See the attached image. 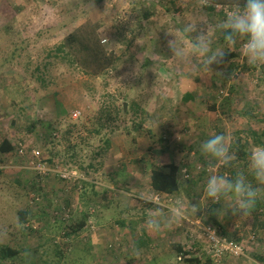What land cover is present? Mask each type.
Returning <instances> with one entry per match:
<instances>
[{"label":"rangeland","instance_id":"374dc122","mask_svg":"<svg viewBox=\"0 0 264 264\" xmlns=\"http://www.w3.org/2000/svg\"><path fill=\"white\" fill-rule=\"evenodd\" d=\"M229 6L200 9L196 0H0V143L7 139L13 146L0 153V243L18 247L33 264H186L178 246L214 264H248L246 257L262 264L255 257L264 259V197L250 216L228 211L221 217L216 210L225 202L203 199V186L210 175L247 171L250 151L264 145V66H250L237 45L235 58L213 64L212 72L197 71L171 60L167 47V31L177 32L192 18L207 28ZM86 20L98 24L101 44L116 57L113 69L94 78L62 65L46 70L43 49ZM222 44L217 34L213 47ZM16 45L15 58L3 62ZM112 98L126 103L123 128L98 153L102 144L94 130L105 122L96 113ZM213 134L224 135L230 145L239 139L245 155L210 169L199 146ZM19 144L24 155L15 151ZM32 149L52 170L46 176L33 167ZM170 162L180 167V189L156 194L151 168ZM60 168L75 170L79 182L61 179ZM248 180L257 186L251 175ZM174 205H183L188 219L164 227ZM21 209L29 212V230L17 223ZM149 215L160 216V231L147 230ZM84 217L85 227L71 231ZM207 224L240 243L242 255L213 257L203 234ZM57 244L61 258L54 253Z\"/></svg>","mask_w":264,"mask_h":264},{"label":"clouds","instance_id":"9594fccd","mask_svg":"<svg viewBox=\"0 0 264 264\" xmlns=\"http://www.w3.org/2000/svg\"><path fill=\"white\" fill-rule=\"evenodd\" d=\"M200 9L211 6L212 0H196ZM223 38V44L213 47V38ZM171 39L167 47L171 52V60L179 63H188L197 71L212 72L213 64L220 65L227 52L240 46L241 55L253 67L264 66V0H231L229 9L222 18H217L214 24L207 28L200 26L192 18L185 22L177 32H166ZM198 61V64H193ZM219 74V73H218ZM200 154L206 159L209 168L219 169L229 166L237 159L236 153L222 134H213L199 146ZM187 172V169L184 170ZM254 179L255 184L248 180ZM264 197V145L255 146L248 155L247 171H237L234 176L214 174L207 178L203 186V199L214 204L221 203L224 207L216 210L221 217L230 211L233 216L247 217L251 215L258 198ZM148 204L158 205L157 200L150 196L137 197ZM194 213L196 205L191 206ZM186 208L183 205L171 206L165 219L164 227L179 225L188 219ZM146 228L151 232L161 230L160 216L149 215L146 219ZM248 264H258L251 257H246Z\"/></svg>","mask_w":264,"mask_h":264},{"label":"trees","instance_id":"16d2710c","mask_svg":"<svg viewBox=\"0 0 264 264\" xmlns=\"http://www.w3.org/2000/svg\"><path fill=\"white\" fill-rule=\"evenodd\" d=\"M102 0H94L97 4ZM212 3L221 5H230L231 0H212ZM213 8V7H211ZM40 35L41 32H38ZM223 43V38L221 37ZM20 47L16 45L11 49L9 56L3 57V62L13 60L14 54ZM237 48V47H236ZM25 50L26 48L21 47ZM45 62L43 67L49 70L53 66H65L68 70H77L82 72L87 77H104L114 67L116 57L114 54L107 52L104 45L101 44L100 35L98 33V24L92 20H86L71 31L66 33L59 41L52 46L44 48ZM238 54L236 49L231 52H227L224 56V61L235 58ZM38 68V65H36ZM36 79L41 81V77L36 74ZM185 99L190 96L184 97ZM61 109V108H60ZM59 109V110H60ZM61 112L65 114V111L61 109ZM97 118L103 120V124L95 127L96 137L101 142V146L98 148V153L103 152L110 146V135L115 131H119L121 127L119 121L125 118L126 113H123V106L118 103L117 99H111L109 103H104L98 110ZM13 149V146L7 139H3L0 143V153H9ZM246 144L242 143L239 139L231 145V150H234L237 158H241L245 155ZM208 172L207 167L199 169ZM180 167L174 162L168 164H157L151 168L150 171V185L153 191L160 194H174L180 189L179 182ZM35 198L33 202H36ZM37 203V202H36ZM29 212L25 209L17 211V223L22 230H29ZM86 218H81L75 225L71 226V231L78 232L86 225ZM177 250L181 252L183 260L186 264H214L213 259L210 257H201L190 255L182 250L181 246L177 247ZM54 253L61 258L62 252L59 250L58 244L54 247ZM260 262L263 263L264 259L261 256H256ZM8 262V263H7ZM31 257L26 254L22 255V252L18 247L11 246L10 244L0 243V264H33Z\"/></svg>","mask_w":264,"mask_h":264},{"label":"built area","instance_id":"2783aa9c","mask_svg":"<svg viewBox=\"0 0 264 264\" xmlns=\"http://www.w3.org/2000/svg\"><path fill=\"white\" fill-rule=\"evenodd\" d=\"M78 114L79 112H74L73 117H77ZM15 151L18 152L19 155H24V152H25L23 147L20 144L18 147H16ZM31 157L33 158L31 163L34 164L33 167L37 169L40 175L46 176L47 174H49L50 171H52L50 167L48 166L47 162L41 159V157H39L38 151L32 149ZM197 169H200L199 166L197 167ZM56 173L61 179H63L64 181L68 183L69 182L78 183L80 180V176L77 174L75 170L60 168V169H57ZM156 194L162 195L160 193H156ZM37 199L38 198L35 197V200ZM89 223H90V227L93 228L94 227L93 222L89 220ZM203 234L205 235L206 240L209 243L210 252L213 257L219 258L222 255H226V254H229L232 256L242 255L243 253L242 245L236 241H233L221 235L217 231V228L214 225L207 224L206 226H204Z\"/></svg>","mask_w":264,"mask_h":264},{"label":"water","instance_id":"95a60500","mask_svg":"<svg viewBox=\"0 0 264 264\" xmlns=\"http://www.w3.org/2000/svg\"><path fill=\"white\" fill-rule=\"evenodd\" d=\"M125 107H126V103L124 102V103H123V109H125Z\"/></svg>","mask_w":264,"mask_h":264},{"label":"crops","instance_id":"0c3cea01","mask_svg":"<svg viewBox=\"0 0 264 264\" xmlns=\"http://www.w3.org/2000/svg\"><path fill=\"white\" fill-rule=\"evenodd\" d=\"M153 190V189H152ZM171 195V194H170ZM90 220V219H89ZM94 219L92 218V222H93V224L95 225V223H94V221H93Z\"/></svg>","mask_w":264,"mask_h":264}]
</instances>
